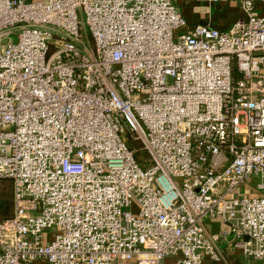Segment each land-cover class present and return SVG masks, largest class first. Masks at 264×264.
Here are the masks:
<instances>
[{
    "label": "built area",
    "instance_id": "2783aa9c",
    "mask_svg": "<svg viewBox=\"0 0 264 264\" xmlns=\"http://www.w3.org/2000/svg\"><path fill=\"white\" fill-rule=\"evenodd\" d=\"M240 4L221 30L174 0H0V264H201L205 219L264 259V196L234 194L264 180V0Z\"/></svg>",
    "mask_w": 264,
    "mask_h": 264
},
{
    "label": "crops",
    "instance_id": "0c3cea01",
    "mask_svg": "<svg viewBox=\"0 0 264 264\" xmlns=\"http://www.w3.org/2000/svg\"><path fill=\"white\" fill-rule=\"evenodd\" d=\"M34 2L39 0H25ZM190 25L210 23L221 30H228L237 20L245 19L240 0H229L225 3L210 4L198 0H174ZM208 229L222 233L219 243L222 258L212 259L205 256L201 264H264V259H256L245 255L242 250L234 246L233 236L229 234V225L222 219H205ZM179 255L169 256L163 264H179Z\"/></svg>",
    "mask_w": 264,
    "mask_h": 264
},
{
    "label": "trees",
    "instance_id": "16d2710c",
    "mask_svg": "<svg viewBox=\"0 0 264 264\" xmlns=\"http://www.w3.org/2000/svg\"><path fill=\"white\" fill-rule=\"evenodd\" d=\"M130 147L136 149V158L143 166L149 163V155L143 148L141 141L130 140ZM8 184V190L5 193H0V222L10 218L13 215L14 201H13V184L9 179H0V182Z\"/></svg>",
    "mask_w": 264,
    "mask_h": 264
},
{
    "label": "rangeland",
    "instance_id": "374dc122",
    "mask_svg": "<svg viewBox=\"0 0 264 264\" xmlns=\"http://www.w3.org/2000/svg\"><path fill=\"white\" fill-rule=\"evenodd\" d=\"M17 31V30H16ZM84 35V34H83ZM177 32L175 33V38L177 37ZM85 36V35H84ZM14 41L17 40V34L15 33L14 35L11 36ZM264 181L261 177V175H253L251 179H248L247 182L241 187V188H236L234 191V194H251L253 197H258V196H264V189H258L257 184ZM8 190V184L3 182H0V193H5V191Z\"/></svg>",
    "mask_w": 264,
    "mask_h": 264
}]
</instances>
